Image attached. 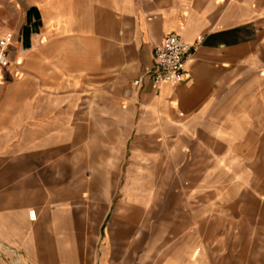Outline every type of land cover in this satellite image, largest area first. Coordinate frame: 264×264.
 <instances>
[{"label":"crops","instance_id":"0c3cea01","mask_svg":"<svg viewBox=\"0 0 264 264\" xmlns=\"http://www.w3.org/2000/svg\"><path fill=\"white\" fill-rule=\"evenodd\" d=\"M4 33L0 264H91L79 153L64 144L65 136L79 144L78 128L64 121H79L80 99L65 88L129 87L122 108L132 118V162L158 170L160 184L187 186L199 216L223 199L225 169L237 170L233 184L256 185L251 198L264 203V0H0ZM171 33L199 43L182 79L156 86L142 75ZM120 136L125 158L127 127ZM142 231L106 239L98 264H223L222 242L209 241L203 225H158L147 240ZM112 245L124 251L109 253Z\"/></svg>","mask_w":264,"mask_h":264},{"label":"rangeland","instance_id":"374dc122","mask_svg":"<svg viewBox=\"0 0 264 264\" xmlns=\"http://www.w3.org/2000/svg\"><path fill=\"white\" fill-rule=\"evenodd\" d=\"M102 89L81 85L63 90L65 97L80 99L79 121L71 116L64 121L65 129L78 128L79 144L72 146L71 136L64 137V144L70 155L79 153L81 241H89L93 247L90 263L101 260L106 239L133 240L137 228L147 240L158 225L200 224L207 228L209 241L222 242L223 264H264V203L251 198L257 186L233 184L231 175L237 170L225 169L224 184L218 186L223 199L208 201V214L199 216L200 211L192 209L194 202L188 200L187 186L160 184L158 170L137 168L139 163L132 162V118L129 113L125 116L122 108L131 89ZM121 127L129 132L125 158L119 155L120 145L124 148ZM161 172L168 181L169 170ZM215 187L211 191L216 192ZM91 208L93 214L88 219L86 211ZM121 251L120 245L108 250Z\"/></svg>","mask_w":264,"mask_h":264},{"label":"built area","instance_id":"2783aa9c","mask_svg":"<svg viewBox=\"0 0 264 264\" xmlns=\"http://www.w3.org/2000/svg\"><path fill=\"white\" fill-rule=\"evenodd\" d=\"M10 40V33H4L0 37V70L8 65ZM198 43L188 45L177 35L168 34L159 45L154 47L152 64L144 69L142 76L149 75L156 86L164 81H180L185 73V62ZM3 82L4 79L0 77V84ZM140 82L141 78H138L133 82V86L137 87Z\"/></svg>","mask_w":264,"mask_h":264},{"label":"bare ground","instance_id":"6f19581e","mask_svg":"<svg viewBox=\"0 0 264 264\" xmlns=\"http://www.w3.org/2000/svg\"><path fill=\"white\" fill-rule=\"evenodd\" d=\"M1 77V76H0Z\"/></svg>","mask_w":264,"mask_h":264}]
</instances>
